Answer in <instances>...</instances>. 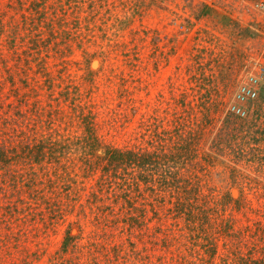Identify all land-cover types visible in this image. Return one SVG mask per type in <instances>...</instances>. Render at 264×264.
<instances>
[{
  "label": "rangeland",
  "instance_id": "374dc122",
  "mask_svg": "<svg viewBox=\"0 0 264 264\" xmlns=\"http://www.w3.org/2000/svg\"><path fill=\"white\" fill-rule=\"evenodd\" d=\"M0 146V264H264V0H0Z\"/></svg>",
  "mask_w": 264,
  "mask_h": 264
},
{
  "label": "built area",
  "instance_id": "2783aa9c",
  "mask_svg": "<svg viewBox=\"0 0 264 264\" xmlns=\"http://www.w3.org/2000/svg\"><path fill=\"white\" fill-rule=\"evenodd\" d=\"M252 93L249 88H245V86H241L240 93L237 94L238 97H243L244 95ZM233 108V106H232ZM235 111L238 112L239 108H235ZM242 113V112H241Z\"/></svg>",
  "mask_w": 264,
  "mask_h": 264
},
{
  "label": "trees",
  "instance_id": "16d2710c",
  "mask_svg": "<svg viewBox=\"0 0 264 264\" xmlns=\"http://www.w3.org/2000/svg\"><path fill=\"white\" fill-rule=\"evenodd\" d=\"M2 140L5 142V138H2ZM1 140V141H2ZM0 147H2V146H0ZM0 155H2V150L0 149ZM18 155V154H17Z\"/></svg>",
  "mask_w": 264,
  "mask_h": 264
}]
</instances>
